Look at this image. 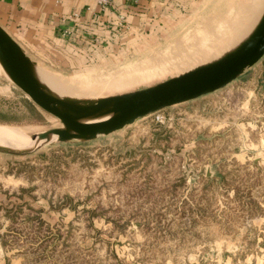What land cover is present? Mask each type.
<instances>
[{"label":"rangeland","instance_id":"obj_1","mask_svg":"<svg viewBox=\"0 0 264 264\" xmlns=\"http://www.w3.org/2000/svg\"><path fill=\"white\" fill-rule=\"evenodd\" d=\"M96 2L102 12L113 5ZM160 2L146 28L127 33L120 25L122 44L103 46V57L67 60L58 48L50 61L26 54L62 83L114 77L179 55L226 14L219 33L230 31L228 21L237 16L230 11L237 14L243 3ZM245 34L203 62L105 96L213 60ZM17 89L0 70V129L38 133L61 126L43 110L37 117ZM205 98L209 103L198 105ZM3 146L18 153L0 150V264H258L264 257V55L225 87L109 134ZM9 176L18 182L9 183Z\"/></svg>","mask_w":264,"mask_h":264},{"label":"water","instance_id":"obj_2","mask_svg":"<svg viewBox=\"0 0 264 264\" xmlns=\"http://www.w3.org/2000/svg\"><path fill=\"white\" fill-rule=\"evenodd\" d=\"M263 55L264 7L248 35L223 55L145 88L80 103L53 94L35 74V67L40 66L0 25V63L4 70L24 95L61 124L35 133V146L55 139L89 140L122 129L138 118L225 87ZM0 150L18 153L3 145Z\"/></svg>","mask_w":264,"mask_h":264},{"label":"crops","instance_id":"obj_3","mask_svg":"<svg viewBox=\"0 0 264 264\" xmlns=\"http://www.w3.org/2000/svg\"><path fill=\"white\" fill-rule=\"evenodd\" d=\"M160 1L113 0L112 7L102 12L96 0H0V25L37 61L55 60V51L60 53L59 50L66 53L67 60L75 56L90 59L94 53L100 58L103 46L120 47L122 32L142 28L138 25L146 28L153 6L161 4ZM120 25L123 31L117 33ZM16 91L27 99L37 117L43 115L26 95ZM197 102L201 105L209 103V99ZM8 182L15 184L18 180L9 176ZM10 200L7 199L6 205H12ZM258 264H264V257Z\"/></svg>","mask_w":264,"mask_h":264},{"label":"bare ground","instance_id":"obj_4","mask_svg":"<svg viewBox=\"0 0 264 264\" xmlns=\"http://www.w3.org/2000/svg\"><path fill=\"white\" fill-rule=\"evenodd\" d=\"M260 1L261 0H242L243 3L239 4L242 8L240 9L238 5L239 8L236 9L238 11L237 14L234 10V12L230 11V14L233 13V15H230V17L237 15L235 16L236 19H234L233 17L232 19L234 20H232L231 22L228 21V23H230V31H227L225 29L226 32H222V34L219 33L220 30L224 29L223 27H225L226 22L224 21V19H227L226 14L225 18L222 19L224 23L220 22L221 24L218 23V25H216L215 27L213 26L214 29H210L205 33H201V35H197L194 41H192L193 43L190 45V47L186 48L185 51L180 52L179 55L174 57H167L163 61H155L148 65L128 69L114 77L105 76L90 79L88 81L77 80L73 82L69 81L67 83H62L49 77L45 72L37 69L36 67L35 74L37 78L45 86H47V88H49V90L53 94L64 99L73 100L80 103H92L95 102L98 98H101L100 96H105L107 93L114 89H123L126 86L135 85L143 81L154 79L158 76L163 75L164 73L170 74V72H175L184 66L196 64L200 60L201 62H203L202 59L205 60L210 56L212 57V54L214 53H220V51L218 52V50H220L221 48H229V44L234 41V39L239 35L240 31H247V34H245V36L241 35V42L252 29L250 28L252 27L250 26L253 21L252 19L256 18V16L260 12ZM260 7H262V5ZM238 16L239 18H237ZM0 70L3 71L6 77L10 78L1 63ZM90 99H93V101L89 102ZM86 120L91 121V119ZM34 134L35 133L33 131L31 132L30 129L26 127L15 129L1 128L0 143L2 144L0 145L14 146V144L20 143L22 144L23 148L31 147L33 145H36L37 142V140L34 139ZM28 138H30V143H27L28 141L26 139ZM51 138L55 139L56 135L52 134Z\"/></svg>","mask_w":264,"mask_h":264},{"label":"built area","instance_id":"obj_5","mask_svg":"<svg viewBox=\"0 0 264 264\" xmlns=\"http://www.w3.org/2000/svg\"><path fill=\"white\" fill-rule=\"evenodd\" d=\"M99 3H101V4H106V3H108L110 0H97ZM156 113V112H155ZM155 118L157 119V120H162L163 119V116L161 115V114H156V116H155Z\"/></svg>","mask_w":264,"mask_h":264}]
</instances>
